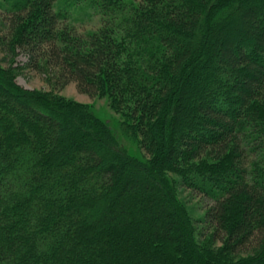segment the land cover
<instances>
[{"label":"trees","instance_id":"obj_1","mask_svg":"<svg viewBox=\"0 0 264 264\" xmlns=\"http://www.w3.org/2000/svg\"><path fill=\"white\" fill-rule=\"evenodd\" d=\"M89 1L83 35L57 0H0V264H264V0ZM25 69L108 98L146 158ZM171 173L214 202L200 243Z\"/></svg>","mask_w":264,"mask_h":264},{"label":"rangeland","instance_id":"obj_2","mask_svg":"<svg viewBox=\"0 0 264 264\" xmlns=\"http://www.w3.org/2000/svg\"><path fill=\"white\" fill-rule=\"evenodd\" d=\"M1 3V2H0ZM57 10L64 13L68 18V23L73 25L80 34H87L100 28L102 17L96 7L90 4L89 0H57ZM9 13L0 7V38L6 34L5 24ZM0 39V65L4 68L8 67L9 57L1 45ZM17 65L24 67L29 62V56L21 51L17 56ZM17 83L28 91H36L40 93H51L56 97L63 98L68 102L80 103L88 105L95 116L102 122H106L112 128L118 139L126 149L136 157L146 158L145 152L142 150L138 142H131L123 133L121 122L123 117L113 108L108 98L90 97L79 93L74 83L69 84L66 88H62L56 84L54 74H41L33 69H25L17 77ZM171 180L177 190L179 199L186 208L192 223L195 227L197 241L206 239L213 232L207 229L204 216L207 210L213 206V201L193 189L186 187L181 178L175 174H170ZM240 211L235 209L233 214Z\"/></svg>","mask_w":264,"mask_h":264}]
</instances>
